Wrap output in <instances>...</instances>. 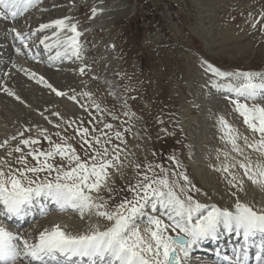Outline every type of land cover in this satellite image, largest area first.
<instances>
[{
  "label": "rangeland",
  "instance_id": "1",
  "mask_svg": "<svg viewBox=\"0 0 264 264\" xmlns=\"http://www.w3.org/2000/svg\"><path fill=\"white\" fill-rule=\"evenodd\" d=\"M46 2L45 8L51 9L31 15L24 24L59 18H67L69 24L74 18L81 33L80 57L69 53L61 55L65 56L63 62L48 64L50 57L63 52L62 47H55L56 54L43 58L48 59L45 63L37 61L45 55H32L34 61L28 60V54L26 58L16 55L24 52L14 53L15 45L10 43L14 41L10 36L13 33L0 20V68H3L0 170L6 174L23 170L22 156L27 159V166H35L37 161L29 153L50 151L52 143L46 137L53 143L72 145L83 161L91 163L94 152L86 151V139L94 148L106 147L110 154L114 151L120 158L117 167L109 169L111 192L102 188L99 194L92 193L94 197H102L109 210L126 198L131 199L133 193L129 189L142 181L145 174L153 178L167 175L170 180H178L188 190L187 194L202 204L234 210L239 199L256 210L264 209V187L250 181L238 163H247V157L253 168L256 164L264 165V154L247 148L242 137L247 131L250 143L259 134L240 120L242 117L231 103L237 97L213 86V81L219 84L228 81L205 71L207 62L226 72H264V18L258 21L259 12H256L261 0H52L48 5ZM252 2L256 4L246 12L244 7ZM128 19H136L135 32L126 23ZM56 32L59 36L53 35ZM39 33L33 42L50 38L43 45H52L57 39L64 40L67 33L70 35L69 31L56 28ZM249 38L254 41L250 42ZM16 40L21 42L17 37ZM34 47L37 45L30 46L31 50ZM9 73L11 77L7 76ZM40 77L66 95L58 96ZM6 88L13 94L5 91ZM73 96L75 100L70 99ZM239 99L249 105L264 103L259 99ZM221 117L236 133H241L237 143L243 154L233 151L220 123ZM84 128L89 130V135L82 138ZM116 133H120L119 138ZM96 137L101 144H95ZM25 139L38 143L24 145L21 141ZM17 147L20 152L15 150ZM49 162L65 168L74 166L58 155ZM226 166L228 172L223 170ZM55 175L46 171L27 173L37 182L52 180ZM149 214L170 223L163 210ZM45 216L46 223L37 225L39 217H36L27 225L33 228L20 236L32 240L40 230L48 229L50 222L60 225L64 216L80 226L90 220L92 227L101 230L110 223L88 212L81 217L77 210L50 211ZM138 223L142 232L148 227L146 220ZM91 226L82 233L93 229ZM65 231L72 232L71 225L65 224ZM169 234L176 233L170 229ZM210 258L214 260L212 256L194 260L204 264Z\"/></svg>",
  "mask_w": 264,
  "mask_h": 264
},
{
  "label": "snow or ice",
  "instance_id": "2",
  "mask_svg": "<svg viewBox=\"0 0 264 264\" xmlns=\"http://www.w3.org/2000/svg\"><path fill=\"white\" fill-rule=\"evenodd\" d=\"M38 2L39 0H0V9L4 10L0 11V17L10 14L12 18H16L19 12L27 11ZM66 20L67 18L57 19L40 25V31L48 28H56L59 31L68 29L74 34L64 40L57 39L52 45L45 44V48L62 47L63 52H57V58L69 53L79 58L81 44L78 37L81 33L75 24H68ZM53 35L59 36V32ZM16 36L24 42L23 35L17 32ZM48 39L50 38H44ZM44 40L41 43H44ZM205 64L206 72L228 81L225 84L213 81V86L235 94L237 98L231 100L235 111L253 133L259 134V139L253 143H248V138L243 137L246 147L264 154V105H249L239 99L243 97L245 101L264 100V72H226L207 62ZM80 71L83 73L84 69L81 68ZM39 79L58 96L66 95L44 81L43 77ZM5 91L13 94L7 88ZM70 99L75 100V97ZM220 123L233 151L243 154V149L237 143L241 138L239 134L223 117L220 118ZM88 135L89 130L84 128L81 131L82 138ZM116 135L119 138L120 133ZM46 139L52 143L50 151L33 150L29 153L37 161L35 166H27V159L22 156L20 161L25 164L23 170L17 169L16 173L10 171L7 174L0 170V204L3 205L4 214L22 217L35 201L47 198L62 211L77 210L81 217L86 212L92 213L110 222L109 226L103 230L97 226L84 234L72 235L56 224L51 230L42 231L34 243L0 227V264H18L22 258H26L28 264H76L74 258H78L80 262L87 258L86 264H182V259L187 258L193 245L204 240H218L221 229L242 237L243 242L239 249H234V264H249L253 259L250 255L252 247L256 248L255 264H264V209L256 210L239 199L234 210L202 204L188 195V190L180 185L178 180H170L167 175L153 178L145 174L142 181L129 189L133 197L126 198L113 210H109L103 198L99 195L94 197L92 193L99 194L102 188H108L109 169L117 167L119 156L115 155L114 151L110 154L106 147L102 150L96 149L85 139L86 151L94 152L89 163L81 159L72 145L53 143L50 137ZM21 143L29 145L38 141L25 139ZM95 144H101L98 137L95 138ZM15 150L21 151L19 147ZM57 155L67 158L74 166H54L49 161ZM245 160L248 162H238L239 167L244 170V175L254 184L264 187V165L256 164L253 168L247 157ZM148 167L151 171L152 166ZM223 170L228 172L229 167L226 166ZM45 171L49 174L55 172L54 179L37 182L27 176V173L38 174ZM178 175L188 181V177L183 173ZM108 191L111 192V188H108ZM181 193L184 194L183 198ZM41 209L43 212L42 206ZM161 209L170 221L169 224H165L159 216L149 214ZM142 220H146L148 224L143 232L138 223ZM169 229L176 234L170 235Z\"/></svg>",
  "mask_w": 264,
  "mask_h": 264
},
{
  "label": "bare ground",
  "instance_id": "3",
  "mask_svg": "<svg viewBox=\"0 0 264 264\" xmlns=\"http://www.w3.org/2000/svg\"><path fill=\"white\" fill-rule=\"evenodd\" d=\"M44 0H40V2H43ZM51 1H49V0H47V5L50 3ZM258 3H260V2H258ZM261 6L259 7V6H257V10H256V8H255V10H256V12H259V18L257 19L258 21H261V19H263L264 18V0H261ZM253 4H256V3H254V2H252V4H246V6L244 7V10L246 11V12H248V11H250V9L252 10V7L254 6ZM242 6V5H241ZM241 6H240V8H241ZM256 6V5H255ZM242 7V8H243ZM44 9L45 10H49V9H51V8H49V7H44ZM44 18V17H43ZM257 21V22H258ZM259 28V27H258ZM260 30V29H259ZM64 31H68V29H65ZM42 34V33H41ZM40 35V34H39ZM24 36V35H23ZM29 39V38H28ZM28 39H26V40H28ZM249 39H251L250 40V42L253 40L254 41V38H249ZM252 41V42H253ZM44 43H45V40H44ZM262 43H264V42H262ZM45 45V44H44ZM30 46H32V45H30ZM29 46V47H30ZM34 48H37V47H34ZM55 48V47H54ZM47 49V48H42V47H40L39 46V56H41V55H45V56H49V55H51V54H56L55 53V50H56V48L55 49ZM58 48V47H57ZM29 49H31V48H28V50ZM36 50V49H35ZM34 49H33V51H35ZM48 50V53H46V51ZM58 50V49H57ZM61 51H62V49H61ZM51 59L49 60V61H51V63L50 62H48V64H56V63H61V62H63V60H64V58H65V56H60V57H50ZM245 67V66H244ZM246 68V67H245ZM264 70V69H263ZM2 71H3V68H0V73H2ZM7 76H12V75H10V73L7 75ZM12 78H14V77H12ZM13 80H15V79H13ZM219 80H221V79H219ZM18 81V80H17ZM61 82V81H60ZM21 92V91H20ZM24 92V91H23ZM23 94V93H22ZM230 104V103H229ZM204 105V104H203ZM262 105H264V103L262 104ZM240 118V117H239ZM240 120H242V122H243V118H241ZM244 123V122H243ZM242 123V124H243ZM244 125H246V124H244ZM248 127V126H247ZM242 129V128H241ZM244 130V129H243ZM240 131V130H239ZM245 133H246V135L245 134H242V137L244 136H250V134L247 132V131H245ZM239 134H241V133H239ZM247 137V138H248ZM259 138H257V139H255V140H251L250 141V143H253L254 141H256V140H258ZM243 141V140H242ZM236 187V186H235ZM260 187V186H259ZM55 211V210H54ZM160 211H162V209L160 210ZM160 211H159V213H160ZM36 217H39V219H37V221H36V224L38 225H40V226H42V224L43 223H46L47 222V218H45V217H42V215L39 213L38 215H36L35 217H33V219L32 220H25L24 221V223H23V225L22 226H27V225H29V223H31L32 224V222H34L35 221V218ZM163 221H164V223L165 224H167L166 222V219H164V218H161ZM61 220H63V221H61ZM57 221V220H56ZM90 221V220H89ZM89 221H85V224H83V225H79V224H75L74 222H72L71 221V218H69L68 216L67 217H65L64 216V218L63 219H60V221H59V223H61L60 225L62 226V229L65 231V224H69V225H71V227H72V229H73V231L72 232H68V231H66L67 233H69V234H74V235H78L77 233H79V234H84V233H82V232H85V230L87 231V229H89V227L91 226L90 225V222ZM15 224V223H14ZM54 225H56V224H54L53 222H50V224L48 225V229L49 230H51V228L54 226ZM94 225V224H93ZM92 225V226H93ZM91 226V227H92ZM28 228H33V226H29ZM28 228H26V229H21V230H16V231H14V233H17V234H19V236L21 235H26V233H27V229ZM66 228H67V225H66ZM92 228H94V227H92ZM42 229V228H41ZM44 229H47V228H44ZM44 229H42V230H40L39 231V234L42 232V231H44ZM92 230V229H91ZM90 230V231H91ZM170 230V229H169ZM33 233H34V230H33ZM171 233H172V231H171ZM183 255V254H182ZM204 255H206V254H202V257L204 256ZM190 258V259H189ZM186 260H189L188 261V264H198V262L197 261H195L194 260V258H192L191 256H187V258H183L182 259V263L184 264V262L186 261ZM24 261V260H23ZM209 261V260H208ZM218 261V260H217ZM206 262V261H205ZM222 263V262H221ZM232 263H234V262H230L229 264H232ZM186 264V263H185ZM201 264H203V263H201ZM204 264H216V263H213L212 261H209V262H206V263H204ZM222 264H225V263H222ZM249 264H251V263H249Z\"/></svg>",
  "mask_w": 264,
  "mask_h": 264
},
{
  "label": "trees",
  "instance_id": "4",
  "mask_svg": "<svg viewBox=\"0 0 264 264\" xmlns=\"http://www.w3.org/2000/svg\"><path fill=\"white\" fill-rule=\"evenodd\" d=\"M134 20L136 19H128L126 20V23L129 25V28L132 30V32H135V29H133V24H134ZM136 22V21H135ZM133 34V33H132ZM133 37L135 38V36L133 35ZM144 59L142 58V63H144Z\"/></svg>",
  "mask_w": 264,
  "mask_h": 264
}]
</instances>
